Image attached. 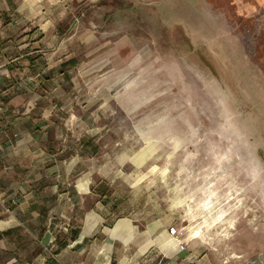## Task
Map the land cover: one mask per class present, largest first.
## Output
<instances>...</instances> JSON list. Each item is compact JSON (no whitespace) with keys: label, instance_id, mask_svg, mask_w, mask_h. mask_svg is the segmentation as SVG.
<instances>
[{"label":"rangeland","instance_id":"374dc122","mask_svg":"<svg viewBox=\"0 0 264 264\" xmlns=\"http://www.w3.org/2000/svg\"><path fill=\"white\" fill-rule=\"evenodd\" d=\"M0 14L12 37L76 18L103 47L92 93L46 112L61 126L28 158L38 195L91 181L84 207L111 210L114 238L132 222L222 264L264 259V0H0Z\"/></svg>","mask_w":264,"mask_h":264},{"label":"crops","instance_id":"0c3cea01","mask_svg":"<svg viewBox=\"0 0 264 264\" xmlns=\"http://www.w3.org/2000/svg\"><path fill=\"white\" fill-rule=\"evenodd\" d=\"M4 15L0 14V264H222L210 251L199 253L195 243L179 246L171 234H150L131 220V239L114 238L111 210L100 206L101 201L84 207L94 191L91 181L72 189L70 184H57L61 193L56 197L36 193L35 188L48 185L31 181L28 158L37 147L41 155L39 143L56 130L54 125L61 126L46 112L63 111L70 96L79 95L84 86L92 93V70L99 68L92 67V48L103 47L92 43V33L78 30L76 18L68 25L49 18L25 36L12 37L17 24L4 22ZM86 25L83 22V29L90 31ZM39 207L41 211H34ZM50 215L60 218L57 229L48 224ZM34 220L40 221V229L32 227ZM21 224L22 231H15ZM252 264H264V259Z\"/></svg>","mask_w":264,"mask_h":264},{"label":"bare ground","instance_id":"6f19581e","mask_svg":"<svg viewBox=\"0 0 264 264\" xmlns=\"http://www.w3.org/2000/svg\"><path fill=\"white\" fill-rule=\"evenodd\" d=\"M246 107V106H245ZM170 115V114H169ZM147 139V138H146ZM144 154H145V150H142L141 152H136V153H132L128 156H126L125 160L126 161H131L133 160V162L140 166L142 165L145 161H146V158H144ZM147 157V156H146ZM125 161V162H126ZM138 234V233H137ZM133 240V239H132Z\"/></svg>","mask_w":264,"mask_h":264}]
</instances>
